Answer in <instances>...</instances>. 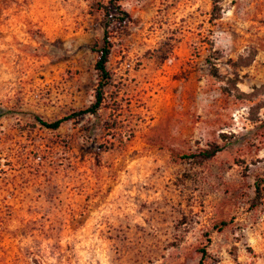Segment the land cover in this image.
<instances>
[{
	"label": "rangeland",
	"instance_id": "rangeland-1",
	"mask_svg": "<svg viewBox=\"0 0 264 264\" xmlns=\"http://www.w3.org/2000/svg\"><path fill=\"white\" fill-rule=\"evenodd\" d=\"M0 264H264V0H0Z\"/></svg>",
	"mask_w": 264,
	"mask_h": 264
},
{
	"label": "trees",
	"instance_id": "trees-1",
	"mask_svg": "<svg viewBox=\"0 0 264 264\" xmlns=\"http://www.w3.org/2000/svg\"><path fill=\"white\" fill-rule=\"evenodd\" d=\"M214 4L217 2V0H212ZM107 11V16L110 17V10L113 12L112 18L109 20L107 25H105V31H104V38L100 44L97 45L96 49L94 50L95 53L98 56L97 62L95 64V70L98 73V78H99V83H98V88H97V93H96V103L92 105L91 108L80 111L76 114H74V117H81L87 114H96L101 106L104 103V96L106 95V89L110 84L111 81V76L110 72L108 70V64L110 61L111 53H112V46L113 42L111 40V35L109 32L110 25L113 23H116L119 26H122L123 24L126 23V18L123 16L125 15V12H123L121 6H118L117 3H114L113 6L105 7ZM109 10V11H108ZM111 23V24H110ZM68 118H63L59 119L55 122L48 123L44 122L40 119L38 121L41 123L42 126L51 129V130H57L59 129L62 124L67 120ZM221 151V148L216 145H212L210 150H204L200 153V157H203L205 160L213 158L218 152ZM194 157H197V155H194ZM189 158V156H185L184 159ZM223 226H226L227 224L224 222L222 224ZM202 253L204 255L207 254L206 250H203Z\"/></svg>",
	"mask_w": 264,
	"mask_h": 264
}]
</instances>
